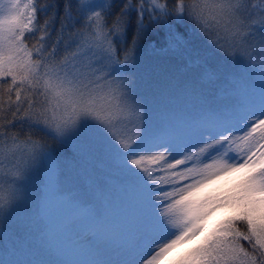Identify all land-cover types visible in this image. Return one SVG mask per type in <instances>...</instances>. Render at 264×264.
Wrapping results in <instances>:
<instances>
[{"label":"snow or ice","instance_id":"snow-or-ice-1","mask_svg":"<svg viewBox=\"0 0 264 264\" xmlns=\"http://www.w3.org/2000/svg\"><path fill=\"white\" fill-rule=\"evenodd\" d=\"M145 48L186 75L195 115L154 123L139 90ZM93 151L134 207L127 230L65 191L69 163ZM5 159L10 256L31 247L32 217L45 220L55 197L83 226L89 264H113L110 253L115 264H264V0H0ZM183 243L192 247L168 260Z\"/></svg>","mask_w":264,"mask_h":264},{"label":"trees","instance_id":"trees-1","mask_svg":"<svg viewBox=\"0 0 264 264\" xmlns=\"http://www.w3.org/2000/svg\"><path fill=\"white\" fill-rule=\"evenodd\" d=\"M213 63L217 61L214 60ZM137 71L140 77L139 90L149 102L155 124L163 126L196 114L201 102L196 96L186 94L182 90L186 75L178 71L168 58L156 57L150 49H142ZM261 92V85L256 83L252 88L253 98L259 99ZM13 165L12 160H0L2 175L6 177ZM69 167L72 171L64 185L67 194L90 200L92 206L99 210L100 218L106 222L105 214L108 211L106 206L118 197V189L121 186L115 175L113 162L101 153L93 151L78 163L70 162ZM119 209L113 212L118 213ZM32 219L28 238L31 247H18L13 257L8 252L12 243L6 244L5 241L0 240V262L8 264L10 260L15 259L18 264H75L73 259L57 254L50 244L40 242V237L47 230L46 223L35 215ZM191 247V243L186 245L180 253ZM180 253L175 254L170 260Z\"/></svg>","mask_w":264,"mask_h":264},{"label":"rangeland","instance_id":"rangeland-1","mask_svg":"<svg viewBox=\"0 0 264 264\" xmlns=\"http://www.w3.org/2000/svg\"><path fill=\"white\" fill-rule=\"evenodd\" d=\"M23 2V0H22ZM14 161V160H12ZM121 195V197H120ZM118 197L111 200V204H108V211L105 215L106 222L119 230H127L131 225V218L134 212L132 203L128 200H124V193L121 186L118 189ZM119 209L118 213L113 211ZM72 216V212L69 208L62 206L59 201L52 197L48 201L47 218L44 220L47 226V230L50 234V245L53 250L58 254L63 255L65 258L73 259L75 264H89L90 256L77 245V233L81 231L82 225L76 224L70 226L69 221ZM190 243H183L176 247L168 254V259L176 252L181 251L183 247ZM192 244V243H191ZM109 260L115 261L118 256L115 254H109L107 257Z\"/></svg>","mask_w":264,"mask_h":264}]
</instances>
